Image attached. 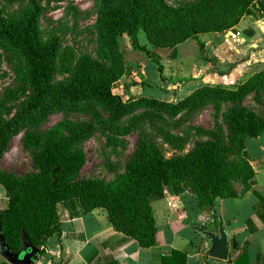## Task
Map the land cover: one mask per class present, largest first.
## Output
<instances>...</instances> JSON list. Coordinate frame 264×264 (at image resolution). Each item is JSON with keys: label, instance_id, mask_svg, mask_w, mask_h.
<instances>
[{"label": "trees", "instance_id": "16d2710c", "mask_svg": "<svg viewBox=\"0 0 264 264\" xmlns=\"http://www.w3.org/2000/svg\"><path fill=\"white\" fill-rule=\"evenodd\" d=\"M7 1L25 4L14 17H7L0 8V66L3 52L19 61L16 83L0 99V186L9 196L8 208L0 212V223L12 252L23 248L25 234L44 255L48 240L61 236L58 205L70 199H78L86 213L105 209L116 232L134 239L142 248H151L156 245L157 234L151 201L162 197L168 187L183 184L197 197L200 208L213 209L217 199L238 196L236 184L244 190L249 188L254 172L242 152L248 137L264 132V119L243 102L251 95L256 102H262L264 70L245 83L201 87L177 103L144 97L126 102L114 94L113 86L126 71L121 47L124 35L135 49L147 54V48L139 43L140 30L155 48L166 47L162 40L168 30L179 36L176 44L194 40L204 50L200 35L225 33L244 16L253 15L254 9L264 15V0H193L177 8L165 0H101L95 29L107 63L86 54L76 56L70 47L61 55L59 37H42L44 8L36 0ZM59 62L69 73L64 81L56 78ZM23 97L27 101L14 116H1L11 101ZM209 104L230 106L223 113L226 139L218 135L197 141L188 153L167 159L141 131L135 152L116 181L77 179L86 164L81 145L100 130L128 136L135 130L134 125L122 130L118 127L126 118L137 122L155 112L173 119ZM58 113L83 115L87 119H65L43 131V123ZM21 134L33 151L37 172L18 178L1 169V160L12 140ZM173 139L186 143L179 137L167 141L174 144ZM116 140L114 137L113 143Z\"/></svg>", "mask_w": 264, "mask_h": 264}, {"label": "crops", "instance_id": "0c3cea01", "mask_svg": "<svg viewBox=\"0 0 264 264\" xmlns=\"http://www.w3.org/2000/svg\"><path fill=\"white\" fill-rule=\"evenodd\" d=\"M253 14L244 16L236 27L229 30L224 36L225 42L220 45L213 44L208 37L200 38L204 50H201L197 42L187 41L191 42L187 51L179 54L178 48H155L145 37L140 43L147 48V54L127 43L125 64L130 69L138 68L137 77H143V81H139L142 88L136 89L138 91L113 90L114 94L125 99L128 91L133 95L132 101L144 97L177 103L201 87L219 85L217 83L221 78L237 76L235 72L238 66L225 76L218 73L209 76V67L198 62L200 57L209 56L214 65L220 54L230 60L245 52L253 56L254 48H257L263 51L259 62L264 65V15L258 11ZM125 37L131 41L126 35L122 38ZM190 49L196 53L195 58L189 53ZM189 62L195 66L191 70L194 79L169 89L168 86L175 81L177 70ZM150 63L155 72L157 69L154 66L161 68L158 69L161 80L160 89L157 90L146 89L149 76L145 70ZM167 69L171 76L169 79L164 77ZM122 81L128 86L124 78L117 83ZM242 155L254 172L248 183L249 188L244 190L241 184H236L238 196L217 199L215 209L200 208L197 197L185 189L183 184L170 186L162 197L152 199L157 234L156 245L151 248H142L134 239L116 232L105 209L98 208L86 213L76 198L62 202L58 205L62 232L61 236L54 235L48 240V258L54 259L55 264H163V259L164 264H264V132L246 140ZM8 201V192L4 188L0 189V212L6 211ZM215 215L222 219L229 236L227 260L208 256L211 244L199 232V229H205L218 233L219 222ZM47 261V258L40 257L36 264H50Z\"/></svg>", "mask_w": 264, "mask_h": 264}, {"label": "rangeland", "instance_id": "374dc122", "mask_svg": "<svg viewBox=\"0 0 264 264\" xmlns=\"http://www.w3.org/2000/svg\"><path fill=\"white\" fill-rule=\"evenodd\" d=\"M28 1L29 0H27V2ZM165 1L169 6L177 8L182 7L193 0ZM36 2L44 8L43 16L41 18L42 37L45 40L51 38L52 36L59 37L62 43L61 55L67 47H70L75 52L76 56L86 54L107 63L106 56L98 45L95 29L97 8L101 0H60L58 2L51 0H36ZM24 6L25 4H12L7 0H0V8L7 17L17 16ZM254 11L258 10L254 9L253 13ZM155 24L156 27L160 26L158 21ZM228 32L229 30L225 33L203 34L200 35L199 40L200 38L208 37L211 39L213 44L220 45L225 42L224 36ZM145 37V32L140 30L138 35L139 43L140 40H144ZM163 38L162 42L166 46L163 49L178 48L179 54H183L187 51V47H189L191 43H186L187 41H194L187 40L183 43L176 44L179 36L168 30H165ZM127 43L132 44L127 37L121 39L125 63H127L125 50V45ZM173 44H176V46H171ZM254 49L255 53H253V56H250L251 53L249 54L245 52L227 60L223 54H220L219 59H215L217 64L213 65L209 56L207 58L200 57L198 62L199 64H206L207 67H209V76L215 73H218L220 76H225L227 72L234 70L238 66L239 69L237 68V72H235L237 75L235 78L229 79L224 77L217 83L224 87H230L235 84L245 83L252 75L263 71L264 65L259 62V60L262 59L261 57L263 56V51L256 50L257 48ZM189 53L195 58L196 53H194L193 50L190 49ZM3 55L4 61L0 66V99L6 89L15 85V70L19 66V61L15 57L10 58L5 52H3ZM253 57H255L254 60H252ZM239 65H241V68ZM151 67L152 65L150 63L148 69L145 70L147 76H149L146 89L157 90L160 89L159 82L161 78L158 74V69L161 68L160 66H154L157 69L155 72L151 69ZM194 68L195 66L192 65V62H189V64L186 63L184 67L178 69L175 81L171 83V86H168L169 89H172V87L176 84L183 85L184 82L193 80L194 78L191 70ZM133 69V67L131 69L126 67L125 74L122 77L129 83L128 86H125V83L122 81L121 83L114 84L113 90L135 89L134 91H138L142 88V84L139 81H143V77L138 78L137 76L139 74H137L138 71H136L138 68ZM168 69L165 74L166 76L162 74L165 78L171 77ZM175 72L176 71H174V73ZM68 76L69 73L65 71L59 62L56 74L57 80L64 81ZM164 77L163 80H165ZM162 83L165 82L162 81ZM209 83H211L210 80ZM210 86L218 85L210 84ZM126 94L127 97H125L124 100L126 102H130V100L133 99V95H131V92L128 93V91ZM261 99L262 102L258 103L254 100L253 95H251L245 99L243 104L255 111L264 119V93L261 95ZM26 101L27 97L11 101L7 109L1 113V116L5 119L11 118L16 114L20 107L25 105ZM229 107L230 106L228 104H209L202 108L189 110L173 119L165 116L164 114H157L155 112L145 116L142 120L140 119L137 122H133L132 118H126L120 122L118 127L122 130L134 125L135 130L128 136H115L109 132L100 130L92 139L81 145V148L86 155V164L80 171L77 179H96L109 183L116 181L124 174L126 164L135 152L141 131L146 133L150 142L155 143L160 148L161 152L167 159L182 156L188 153L197 141L215 138V136L218 135H222L223 138L226 139L227 129L223 122V113L226 112ZM65 119L77 121L85 120L87 117L78 114H53L43 123L41 129L43 131L50 130ZM114 137L117 139L116 141H118L116 144L113 143ZM171 137L184 138L182 142L186 143L182 145L181 142L173 139L175 143L170 144L167 139ZM32 156L33 151L25 145L24 136L21 134L12 140L7 153L1 160V169L7 173L15 175L18 178L23 177L26 174L36 173L37 170L34 167ZM0 189L3 190L2 186H0ZM40 257L42 259L48 258V254L45 252L43 255L42 253ZM2 262H4V260L0 257V263ZM47 262L50 264L53 262L55 264L54 259H52V262Z\"/></svg>", "mask_w": 264, "mask_h": 264}, {"label": "water", "instance_id": "95a60500", "mask_svg": "<svg viewBox=\"0 0 264 264\" xmlns=\"http://www.w3.org/2000/svg\"><path fill=\"white\" fill-rule=\"evenodd\" d=\"M215 218L219 222L218 233H213L205 229H199V232L211 244L207 255L218 260H227L230 247L229 236L222 219L217 215H215ZM40 255L41 249L35 247L25 234L23 235V248L18 252H12L1 233L0 223V257L4 261L8 264H36Z\"/></svg>", "mask_w": 264, "mask_h": 264}]
</instances>
